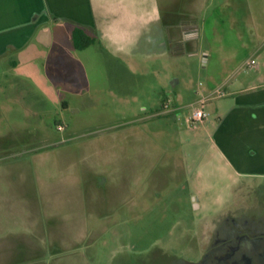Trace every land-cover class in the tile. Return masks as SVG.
Wrapping results in <instances>:
<instances>
[{"label": "rangeland", "instance_id": "374dc122", "mask_svg": "<svg viewBox=\"0 0 264 264\" xmlns=\"http://www.w3.org/2000/svg\"><path fill=\"white\" fill-rule=\"evenodd\" d=\"M235 44L241 54L240 41ZM218 46L212 39L202 40L203 50L214 51L205 64L197 42L181 56L171 53L146 61L138 57L131 67L115 59L111 64L109 58L105 68L90 71L81 99L73 91L69 112L57 104V115L42 119V136L36 131L38 120L9 109L0 120V138L28 142L9 147L10 151L0 146V159L17 157L30 164L38 190L52 189V202L41 215L0 212V264L229 263L221 256L240 241L233 238L231 243L230 237L233 245L228 252L215 253L223 229L233 222L235 230L242 228L241 217L224 214L241 206L242 183H233L220 172L213 177L206 143L196 139L198 131L186 122L187 105L197 100L200 88L234 77L227 70L231 66L221 64ZM176 94L183 108L171 114L163 103L174 101ZM61 123L74 125L72 134L67 133L71 136L57 131ZM34 148L43 151L34 153ZM87 171L100 175L103 182L90 190V208L83 207L79 197ZM8 175L0 170V178ZM3 186L7 185L0 182ZM52 218L57 221L50 233L46 228ZM34 221L45 227L40 238L41 226ZM16 241L40 246L41 255L28 259L22 248L11 247Z\"/></svg>", "mask_w": 264, "mask_h": 264}, {"label": "crops", "instance_id": "0c3cea01", "mask_svg": "<svg viewBox=\"0 0 264 264\" xmlns=\"http://www.w3.org/2000/svg\"><path fill=\"white\" fill-rule=\"evenodd\" d=\"M220 24L225 28H220ZM75 28L86 30L95 42L77 50L73 42ZM204 39L218 42L221 64L231 66L227 70L234 77L200 88L197 100L187 105V110L190 116L192 110L203 106L208 117L192 123L188 116L186 122L198 131L196 139L206 143L204 148L210 153L208 166L215 168L213 177L220 172L229 181L242 183L241 206L225 216L241 217L243 233L263 245L264 0H0V120L9 109L16 115L23 113L24 118L38 120L36 131L42 136V119L55 117L57 104L69 112L73 91L80 93L81 99L87 92L85 84L90 71L105 68L109 58L111 64L116 63L115 59L127 61L131 67L138 57L146 61L164 59L171 53L181 56L191 43L197 42V53L205 64L214 51L202 49ZM235 40L240 41L241 54ZM163 108L171 114L180 112V94L174 96V101L166 100ZM69 123L59 124L64 126L59 132L71 136L68 134H72L74 125ZM4 137L0 138L3 151L28 142L18 138L21 142L17 143ZM1 159L0 170L9 175L0 178L1 184L7 185L0 188V212L21 210L41 215L49 210L52 189L46 193L38 190L31 165L17 157ZM212 174L209 173L211 177ZM101 178L85 172L79 195L83 207L86 204L90 208V190L103 183ZM195 205L196 209L202 208ZM56 221L48 220V232ZM34 222L41 226L40 238L45 227ZM16 242L11 247L22 248L28 259L35 261L41 255L40 246ZM1 243L5 244L3 237Z\"/></svg>", "mask_w": 264, "mask_h": 264}, {"label": "flooded vegetation", "instance_id": "af4514ba", "mask_svg": "<svg viewBox=\"0 0 264 264\" xmlns=\"http://www.w3.org/2000/svg\"><path fill=\"white\" fill-rule=\"evenodd\" d=\"M230 219L234 221L233 218ZM235 224L236 222H233L229 228L227 227V229H223L225 230L224 238L221 239L220 244L217 245V253L215 254L218 256V254L228 252L225 250H227L228 247H232L233 245L229 244L234 243V239H237V241H240L239 246L236 245V247L233 248L231 252L221 256L228 257V260H230L228 264H264V244L262 245L258 241H254L249 238L247 234L243 233L242 229L235 230L234 228L237 227ZM230 237H232V240L230 241L231 243H228V238Z\"/></svg>", "mask_w": 264, "mask_h": 264}, {"label": "trees", "instance_id": "16d2710c", "mask_svg": "<svg viewBox=\"0 0 264 264\" xmlns=\"http://www.w3.org/2000/svg\"><path fill=\"white\" fill-rule=\"evenodd\" d=\"M73 42L77 50H83L95 42V38L88 34V32L81 28L73 30Z\"/></svg>", "mask_w": 264, "mask_h": 264}, {"label": "built area", "instance_id": "2783aa9c", "mask_svg": "<svg viewBox=\"0 0 264 264\" xmlns=\"http://www.w3.org/2000/svg\"><path fill=\"white\" fill-rule=\"evenodd\" d=\"M207 117H208V113L205 111L204 107L201 106L200 108L191 111L189 116V121L192 123H200L206 120ZM57 129L58 131H63L64 126L58 125Z\"/></svg>", "mask_w": 264, "mask_h": 264}]
</instances>
